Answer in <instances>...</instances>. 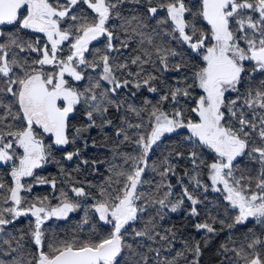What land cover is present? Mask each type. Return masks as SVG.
<instances>
[{"label": "snow or ice", "instance_id": "obj_1", "mask_svg": "<svg viewBox=\"0 0 264 264\" xmlns=\"http://www.w3.org/2000/svg\"><path fill=\"white\" fill-rule=\"evenodd\" d=\"M93 129L110 158L66 150ZM54 148L99 182L37 174ZM0 167V264H200L161 223L186 202L197 232L228 230L219 264H264V0H0ZM78 213L71 238L45 227Z\"/></svg>", "mask_w": 264, "mask_h": 264}, {"label": "trees", "instance_id": "obj_2", "mask_svg": "<svg viewBox=\"0 0 264 264\" xmlns=\"http://www.w3.org/2000/svg\"><path fill=\"white\" fill-rule=\"evenodd\" d=\"M167 75V74H166ZM145 97L149 99H155L152 94L147 93L145 90H141L139 93H137V96L135 98V102L139 104L142 100L145 99ZM116 114L113 113V118H115ZM83 119L81 115H77L76 120L74 123H82ZM105 132L107 133V136L109 138V144L112 140L115 139V137L112 134V131L110 129H105ZM86 138L89 139V146L85 149L84 145L77 141L74 145L67 146V151H72L75 148L79 147L81 148V157L83 159H89V160H95V159H107L110 158V153L108 151V148L106 147H100L97 146L93 148L91 146V140L95 139L98 144L102 143L104 141V133H100L97 130L93 129L91 130L87 135ZM172 145H179L181 148H183L182 145V137L176 136L173 134L171 137L165 138L163 141V144L160 148H157L150 157L151 160H156L163 155L166 154L167 147ZM55 158L60 163H50L45 165L43 168L37 170V174L41 176H48L51 178H55L58 181L57 187H64L66 190L68 188V185L64 183V175L61 172V165L70 173H73V175L77 176L80 180H91L94 183L99 182L100 177L92 174L91 168L86 167L83 165H80V171H76V166L80 164V161L77 159H74L73 161H65L63 160V153L64 150H61L59 148L53 149ZM207 159H211V156L206 155ZM188 164L186 161H180V166L178 167V171L183 174L184 167H187ZM254 165L244 163L241 164V167L239 171L237 172V175L244 173L247 174L248 171L254 170ZM104 171L103 166H101V172ZM8 169L7 168H1L0 167V178L6 179L10 182V178L7 176ZM30 179V178H26ZM206 179V177H205ZM187 182V181H186ZM173 183H175V179H173ZM179 191V189H177ZM22 195H27L29 200L31 201L33 196H48L51 199L52 196V189L48 185L43 186H36L34 185L32 188L31 193H22ZM71 195V193H69ZM208 196L210 199H215L217 196L216 193L209 192ZM52 203L55 204L56 201L52 200ZM187 207V202L185 203V208ZM185 208H182L181 210L177 211L176 213H169L166 219L161 222L163 227H169V226H175V228L178 230L177 235L178 237L183 239H188L190 243H194L196 241L200 242L201 249H202V255L200 256V264H219L220 262V256L218 255L220 244L223 243L228 236V230L225 229L224 232H221L219 235L215 237H207L202 232H197L193 228V218L187 214L185 211ZM230 215V214H229ZM81 214H73L70 218V220H50L46 223L45 227L50 230L51 234H54L57 238H71L74 234V228L76 226L77 221L80 219ZM31 218L28 217H21L15 224V229H21L23 228L25 231L28 227V221ZM200 220L204 219V216L202 215ZM219 228L220 226L217 225ZM248 227H252L251 224L248 225ZM246 229L241 227L236 231V235L242 237V234L244 233ZM9 231H14L12 227L9 228ZM259 231V229H258ZM80 235H84L81 233ZM155 247V245H153Z\"/></svg>", "mask_w": 264, "mask_h": 264}, {"label": "flooded vegetation", "instance_id": "obj_3", "mask_svg": "<svg viewBox=\"0 0 264 264\" xmlns=\"http://www.w3.org/2000/svg\"><path fill=\"white\" fill-rule=\"evenodd\" d=\"M1 168H3V169H4V168H7V167H1Z\"/></svg>", "mask_w": 264, "mask_h": 264}]
</instances>
